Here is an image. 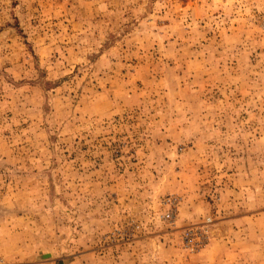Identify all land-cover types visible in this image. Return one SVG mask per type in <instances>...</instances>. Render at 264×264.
Here are the masks:
<instances>
[{
    "label": "rangeland",
    "instance_id": "rangeland-1",
    "mask_svg": "<svg viewBox=\"0 0 264 264\" xmlns=\"http://www.w3.org/2000/svg\"><path fill=\"white\" fill-rule=\"evenodd\" d=\"M0 264H264V0H0Z\"/></svg>",
    "mask_w": 264,
    "mask_h": 264
},
{
    "label": "built area",
    "instance_id": "built-area-1",
    "mask_svg": "<svg viewBox=\"0 0 264 264\" xmlns=\"http://www.w3.org/2000/svg\"><path fill=\"white\" fill-rule=\"evenodd\" d=\"M170 217H171L170 213H167L166 216H165L166 219H170Z\"/></svg>",
    "mask_w": 264,
    "mask_h": 264
}]
</instances>
